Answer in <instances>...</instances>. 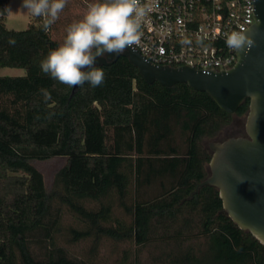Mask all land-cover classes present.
Here are the masks:
<instances>
[{
    "label": "trees",
    "instance_id": "16d2710c",
    "mask_svg": "<svg viewBox=\"0 0 264 264\" xmlns=\"http://www.w3.org/2000/svg\"><path fill=\"white\" fill-rule=\"evenodd\" d=\"M7 15L0 0V70L26 75L0 76V264H86L57 243L64 209L83 225L68 241L92 239V255L109 239L153 249L149 264H264V246L226 214L218 190L194 193L210 172L205 143L246 117L249 100L230 115L186 84H148L125 57L98 66L101 86L73 93L40 68L59 46V19L45 32L33 16L16 31ZM55 157L66 162L47 189L33 162Z\"/></svg>",
    "mask_w": 264,
    "mask_h": 264
},
{
    "label": "water",
    "instance_id": "95a60500",
    "mask_svg": "<svg viewBox=\"0 0 264 264\" xmlns=\"http://www.w3.org/2000/svg\"><path fill=\"white\" fill-rule=\"evenodd\" d=\"M253 3L256 21L244 32L252 43L237 50V63L229 70L206 72L188 66H158L132 47L119 55L98 57L96 66H111L125 57L148 84H186L194 91L207 93L230 115L249 100L245 135L209 142L210 172L194 193L206 186L215 187L226 214L264 246V0Z\"/></svg>",
    "mask_w": 264,
    "mask_h": 264
},
{
    "label": "built area",
    "instance_id": "2783aa9c",
    "mask_svg": "<svg viewBox=\"0 0 264 264\" xmlns=\"http://www.w3.org/2000/svg\"><path fill=\"white\" fill-rule=\"evenodd\" d=\"M149 6L132 48L151 64L221 72L237 63L226 35L254 23L253 0H141ZM6 8V4L3 5Z\"/></svg>",
    "mask_w": 264,
    "mask_h": 264
},
{
    "label": "clouds",
    "instance_id": "9594fccd",
    "mask_svg": "<svg viewBox=\"0 0 264 264\" xmlns=\"http://www.w3.org/2000/svg\"><path fill=\"white\" fill-rule=\"evenodd\" d=\"M66 4L67 0H22V8L43 19L45 32ZM148 10L141 0H96L89 4L83 17L66 28L63 42L40 62L42 72L70 88L82 87L86 82L93 88L101 86L105 72L96 66V59L119 55L138 45ZM225 42L237 50L252 43L246 34L235 31L226 35ZM9 44L14 45L15 40L10 39ZM40 91L46 101L51 99L47 89Z\"/></svg>",
    "mask_w": 264,
    "mask_h": 264
},
{
    "label": "rangeland",
    "instance_id": "374dc122",
    "mask_svg": "<svg viewBox=\"0 0 264 264\" xmlns=\"http://www.w3.org/2000/svg\"><path fill=\"white\" fill-rule=\"evenodd\" d=\"M96 0H67L64 10L59 14V21L51 30V37L59 45L63 42L66 35V28L74 21L80 20L86 12L88 5ZM8 15L5 19V27L8 30H26L32 23L33 15L22 8V0H7ZM26 75V70L22 68H2L1 77H22ZM246 117L233 118L231 125L225 127L219 140H226L229 137L243 136L245 132ZM214 141V142H218ZM209 141L205 143L208 147ZM209 149V147H208ZM64 157H55L45 161H34V166L44 177L47 189L53 185L56 173L65 165ZM92 205V204H91ZM94 206V205H92ZM62 232L56 236L57 243L65 248L71 258L85 261L86 264H149L152 253L150 248H140L131 242L115 243L109 239L101 241L98 253L92 255L90 249L93 245L92 239L80 240L76 243L68 241L69 229H83V225L67 209H64L62 216ZM40 250L37 249V253ZM125 257L127 259H125Z\"/></svg>",
    "mask_w": 264,
    "mask_h": 264
},
{
    "label": "flooded vegetation",
    "instance_id": "af4514ba",
    "mask_svg": "<svg viewBox=\"0 0 264 264\" xmlns=\"http://www.w3.org/2000/svg\"><path fill=\"white\" fill-rule=\"evenodd\" d=\"M243 135H245V132H244V134Z\"/></svg>",
    "mask_w": 264,
    "mask_h": 264
}]
</instances>
